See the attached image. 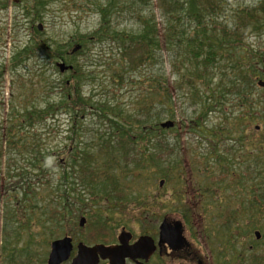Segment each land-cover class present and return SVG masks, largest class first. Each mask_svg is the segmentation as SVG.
I'll list each match as a JSON object with an SVG mask.
<instances>
[{"label":"rangeland","instance_id":"1","mask_svg":"<svg viewBox=\"0 0 264 264\" xmlns=\"http://www.w3.org/2000/svg\"><path fill=\"white\" fill-rule=\"evenodd\" d=\"M259 1L229 0L225 9L230 10L237 6L254 7ZM7 2L8 7L0 9V65L7 67L4 81L0 85V123L6 125L5 118L14 105H18L20 109L24 106L36 109L52 102L56 106L55 112L49 111L51 118L44 121V124L42 122L39 127V132L44 134L40 142V150L45 160L35 163L36 165L31 163L29 168L24 169L22 176L15 177L11 181L0 180V264H47L52 242L66 236H72L75 245L80 241L111 243L125 229L130 231L135 239L141 235H150L156 240L164 218L184 222L186 232L191 234V238L199 237L205 243L204 234L208 232V238H211L212 242L216 240L211 243L212 246L226 245L229 257L227 264H264V210L258 213V206L250 201L252 193L248 185L252 183L248 181L244 183L247 188L244 184L237 188L230 178L227 177L226 180L225 175L222 179L221 175L229 163L231 171H242L249 164H254L256 167L258 164L260 167L256 169L257 174L245 173V177L251 178L257 188L262 182L261 187L264 188V166L260 164L262 160L264 161V119L244 120L240 117L239 107L230 103V100H223L224 103L216 104L212 111L202 117L200 127L195 125V108L191 105L188 95L178 88L177 82L180 76L174 71L170 49L165 47L163 41L165 23L159 10L157 22L163 50L162 63L158 68L167 76L174 103L171 108L172 115L159 121L161 129L159 136L167 143L176 145L177 148H172L174 155L171 158L164 156L162 162L153 163L148 170L137 168L133 163L127 167L135 168L139 173L134 174L133 171L126 173L117 168L114 170L117 176H121L119 178L123 186L128 185L127 193H131L134 198H140L144 204L131 202L125 207L112 205L102 198L89 199V197L82 202L72 195L69 198L70 212L75 213L72 221L67 218L66 222L47 220L44 226L40 224V221L48 217L44 208L49 209V201L56 204L52 200L54 192L62 191L68 183L78 188V180H74V177L72 179L71 176L74 153L68 149L77 143L81 145L87 140L91 141L89 138L94 134L100 139L103 125L106 131L115 134L114 140L119 139L122 134L118 131L116 134L107 122L100 124L103 117H99V110L90 109L88 106L83 113L78 111L77 107L58 109L59 102L66 93L72 96L76 94L71 88L65 89L64 85L65 82H73V71L60 72L58 63L77 66L78 62L80 64L86 62L84 70L89 72L90 76L77 80L81 95L93 99L94 102L105 98L112 104L113 115L117 114L116 105L120 103L119 106L126 117L131 112V108L136 107L130 103V100L139 95L141 87L146 86L147 82H143L142 85L129 84L121 90L117 88L111 77L115 69L103 65L105 58L115 52V49L111 50L106 44L107 41L96 44L89 42L87 52L77 54L82 48L78 38L91 35L99 26V15L87 4L90 1L7 0ZM153 3L156 5L157 0H153ZM35 12L40 18L33 20ZM226 12L228 14L222 12V18L218 20L223 25L226 24V21H223L225 16H231L229 11ZM22 15L27 16L26 19L22 18ZM118 23L121 29L138 28V25L133 23L123 21ZM229 23L232 25V22ZM11 27L14 29L13 34L10 32ZM33 34L46 42L47 48L40 52L41 59L34 54L27 59L18 58L14 63L15 68L12 67L10 61L16 59L17 46L29 42ZM244 43L251 44L264 52V38L257 40L250 37ZM77 45L81 46L80 49L72 53ZM46 52L56 53L57 56L52 55L47 58ZM75 53L76 55L72 56ZM101 58L104 61L97 62ZM43 59L47 60L48 65L44 75L41 78L36 77L34 67H38L37 63ZM256 67L264 75V59ZM137 75L140 76L139 73ZM42 79L43 81H40ZM30 84H34L32 96L29 95L28 90ZM200 89L202 96L203 88L200 86ZM262 89L264 87L256 84L254 97L258 98ZM194 100H197V97ZM210 101L214 100L210 99ZM168 120L173 121L175 126L162 128L160 123ZM116 121L123 125L122 117H117ZM87 128L91 130L87 132ZM128 128L131 134L139 135L143 139L136 146L140 150L138 153L149 152L152 149L155 133L149 141L147 133L145 135L143 132L140 133L143 127L130 125ZM213 130L217 133H213ZM105 135L109 137L107 133ZM209 142L214 143V146L216 145L220 150L223 146L234 147L235 150L228 154L222 153L229 160L219 163L217 153L208 156ZM130 155L133 157L132 154ZM32 157L27 153L19 155L25 163L29 160L32 162ZM96 165L105 168L108 165V156L101 157ZM121 165L125 166L124 162ZM16 166L22 167L19 164ZM260 170L262 174L258 175ZM243 175L244 173L241 172L240 176ZM22 177L23 181L35 182V186H29L25 191L20 187L21 184H17ZM161 181H164L162 185ZM251 205L256 209L253 212H249L250 210L245 207ZM89 212H97L98 218L102 216L111 219L110 223L105 226L90 222ZM82 216L87 218L84 227L80 225ZM118 224L121 225L117 226ZM255 231L261 233L259 239L256 238ZM253 259H259L260 263H256ZM154 264H157V259Z\"/></svg>","mask_w":264,"mask_h":264},{"label":"trees","instance_id":"2","mask_svg":"<svg viewBox=\"0 0 264 264\" xmlns=\"http://www.w3.org/2000/svg\"><path fill=\"white\" fill-rule=\"evenodd\" d=\"M88 1L90 3L87 4L92 6L93 12L99 15V26L91 35L78 38L82 48L77 54L86 53L89 42L96 44L107 41L106 44L111 50L115 49V52L105 58L103 65L115 69L111 77L117 88L121 90L129 84L139 83L142 85L143 82H147V85L141 87L139 95L130 100V103L136 107H132L126 117L119 106L120 103L116 105V108L119 109H117V114L113 115L112 104L105 98L94 102L93 99H87L81 95L77 80L90 76L89 72L84 70V64L87 63L80 64L78 62L77 66L72 65L73 68L69 71H73V82H65L64 85L65 89L71 88L76 94L72 96L70 93H66L65 99L63 98L59 102L58 109L77 107L76 109L83 113L85 107L88 106L90 109L99 110V117H103L100 124L107 122L116 134L117 131L122 134L119 139L114 140L115 134H110V131H106L105 125H103V133L97 132L101 136L100 139L94 134L89 138L91 141L87 140L81 144L83 146L74 143L75 146L72 145V148L68 149L74 153L71 176L72 179L74 177V180H78V188L68 183V186L62 191L54 192L52 200L56 204L49 201V209L44 208L48 217L40 221L43 226L47 220L66 222V219L70 218L72 221L75 217V213L70 212L69 209L71 205L69 198L72 195L81 199L82 202L89 197V199L102 198L112 205L125 206L131 202H137L139 205L144 204L140 198H134L131 193H127L128 185L123 186V183L120 182V175L117 176L114 170L117 168L126 173L133 171L135 174L139 173L135 168H127L132 163L137 168L148 170L153 163L162 162L164 156L171 158L174 155L172 148H177L176 145L167 143L159 136L161 130L159 121L172 115L171 108L174 103L167 76L162 69L158 68V65L162 63L163 50L157 22L158 10L165 23L163 41L165 47L170 49L174 71L180 76V80L177 82L178 88L188 95L191 105L195 108V125L200 127L202 117L212 111L216 104L224 103L223 100H230V103L239 107L241 109L240 117L244 120L264 119V89L261 90L262 93L258 98L254 97L253 92L256 89V84L259 85L258 82L264 79V75L256 67L259 62L263 61L264 52L251 44L244 43L250 37L257 40L264 38V0H260L259 4L254 7L237 6L230 10L225 9L229 0H157L156 5L153 0ZM7 3V0H1L0 9L7 8ZM226 11H229L231 16H225L223 21H226V24L223 25L218 20L222 18V12L228 14ZM26 17L22 15V18L26 19ZM37 18L40 16L35 12L33 20ZM120 21L133 23V25H138V28L136 30L121 29L118 23ZM229 22H232V25ZM13 30L11 27V34H13ZM5 33L7 35V29ZM79 41L77 42L79 43ZM45 43L33 34L29 42L17 46L18 53L16 59L10 61L11 66L15 68L14 63L18 58L20 60L22 57L27 59L33 54L39 57L40 52L47 48ZM46 54L47 58L52 55L57 56L53 52H46ZM75 55L76 53L72 56ZM39 58L41 59V57ZM102 61H104L102 58L97 60L99 63ZM46 62L47 60L43 59L37 63L38 67H34L36 77L41 78L44 75L48 65ZM6 72L7 67L0 65V85L4 81ZM30 85L29 95H33L32 86L34 84ZM200 86L203 88L202 96ZM195 97L197 100H194ZM210 99L214 101H210ZM55 106L52 102L36 109H29L28 106L21 109L18 105L12 106V110L5 118L6 125L0 123V180L11 181L15 177L22 176L24 169L29 168L31 163L37 164L45 160L40 150V142L44 134L39 132V127L42 122L44 124V121L51 118L49 111H54ZM120 116L124 120L121 121L124 126L116 121L117 117L121 118ZM130 125L137 128L143 127L140 133L143 132L144 135L147 133L149 141L155 133L152 149L146 154L138 153L140 150L136 146L143 139L139 135L131 134L128 128ZM86 130L88 132L91 129L87 128ZM215 131L213 130V133H217ZM222 148L224 150H220L216 145L214 146V143L209 142L208 156L217 153L218 162H226L229 159L222 153L228 154L235 149L224 146ZM21 153L31 154L33 156L31 159L34 162L29 160L28 163H25L23 159L19 158ZM104 155L108 156V165L101 168L96 163ZM123 162L125 166L121 165ZM16 164L22 167H17ZM260 164L264 166V161L262 160ZM230 165L229 163L221 173L222 179L226 175V180L227 177L230 178L237 188L250 181L252 183L248 185L252 193L250 201L253 205L258 206V213H261L264 210V188L261 187L263 183L261 182L257 188L251 178L245 177V173L247 175L257 174L259 165L257 164L256 167L254 164H249L242 171H231ZM241 172L244 173L243 176H240ZM259 174H262L261 170L258 172ZM22 179L23 177L17 184H21L20 187L25 191L29 186H35V182L31 183V181ZM26 179L28 180V178ZM245 187L247 188L246 185ZM245 207L250 210L249 212L256 210L252 205ZM89 215L90 222L101 223L105 226L111 220L102 216L98 218L97 212H89ZM119 225L121 224L117 226ZM253 261L260 263L259 259H253Z\"/></svg>","mask_w":264,"mask_h":264},{"label":"water","instance_id":"3","mask_svg":"<svg viewBox=\"0 0 264 264\" xmlns=\"http://www.w3.org/2000/svg\"><path fill=\"white\" fill-rule=\"evenodd\" d=\"M80 45L73 48V52L80 49ZM61 72H64L72 66L66 65L64 62L58 63ZM258 84L264 87V80H260ZM163 128H171L174 126L173 121H165L161 124ZM164 181H161L162 185ZM86 223V218L82 217L80 219V225L84 226ZM257 238L261 237L259 231L255 232ZM132 238V233L123 231L119 240L121 246H107L104 244H97L94 246H88L84 243H80L77 246V257L73 260L72 264H98L100 258L107 259L110 258L112 261L115 260L116 264H122L124 258L128 257H141L146 260L154 253L156 249L155 241L151 236L144 235L141 236L138 241L132 246L128 245V241ZM160 239L162 241L168 242L172 248H177L182 246L186 238L183 236V224L180 221H175L173 223L168 222L167 219L163 221L160 226ZM74 248L73 240L70 236H66L63 239H58L52 242L51 252L48 257V264H62L67 261L71 255Z\"/></svg>","mask_w":264,"mask_h":264},{"label":"flooded vegetation","instance_id":"4","mask_svg":"<svg viewBox=\"0 0 264 264\" xmlns=\"http://www.w3.org/2000/svg\"><path fill=\"white\" fill-rule=\"evenodd\" d=\"M167 219V218H166ZM87 221V219H86ZM168 222H172L167 219ZM183 223V236L186 238L182 246L177 248H172L168 242L162 241L160 239V229L158 238L155 241L156 249L154 253L149 257L148 260L141 257H126L124 258L122 264H154L155 259H157V264H227L228 260V248L226 245L221 246H212L211 243L216 242V240L211 241V238H208V232L204 234L206 242L204 243L201 239L191 238V234H187L186 226ZM86 224V223H85ZM124 231V230H122ZM120 232V234L122 233ZM206 232V231H205ZM118 235L117 239L111 243H103V242H94V243H85L78 242L75 245L74 238L70 236L73 240L74 248L71 252V255L67 261H64L62 264H72L73 260L77 257V246L80 243H84L88 246H94L97 244H104L107 246H121V242L119 240ZM195 236V234H194ZM140 237V236H139ZM137 239L132 236V238L127 242L129 246L135 244ZM200 243V244H199ZM48 264V263H47ZM98 264H116L115 260H111L110 258L103 259L100 258Z\"/></svg>","mask_w":264,"mask_h":264}]
</instances>
